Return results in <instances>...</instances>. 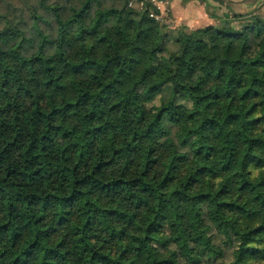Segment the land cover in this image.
I'll use <instances>...</instances> for the list:
<instances>
[{
  "label": "trees",
  "instance_id": "obj_1",
  "mask_svg": "<svg viewBox=\"0 0 264 264\" xmlns=\"http://www.w3.org/2000/svg\"><path fill=\"white\" fill-rule=\"evenodd\" d=\"M161 8L0 0V264H264V16Z\"/></svg>",
  "mask_w": 264,
  "mask_h": 264
},
{
  "label": "crops",
  "instance_id": "obj_2",
  "mask_svg": "<svg viewBox=\"0 0 264 264\" xmlns=\"http://www.w3.org/2000/svg\"><path fill=\"white\" fill-rule=\"evenodd\" d=\"M197 1H202L201 2L202 4L201 3L197 4L198 8L195 5L189 4L187 6V9L190 11L192 8H195V14H194L195 16L193 19L197 20L199 18H204L205 16V18L207 19V22L208 23L211 22L207 26L218 25L220 20L223 19L226 15L233 16V15H245V14L251 13L258 9V5L260 2L258 1L257 4H254L252 0L250 1L248 0H212L222 5L221 7H219L218 5H214L216 6L215 8L213 7L214 9L217 10L216 13H211V15L208 16V14L210 13L209 12V8H210L209 0H197ZM183 3L184 5H186L188 3V0H173L172 5H171V12H172L173 19H176V13L181 8V4ZM224 5L227 7L226 8L222 7ZM234 21H237V20L235 19ZM185 23L190 25L188 22H185ZM235 23L233 24L234 26L240 25L239 20L236 24ZM190 26L192 27L193 25L191 24Z\"/></svg>",
  "mask_w": 264,
  "mask_h": 264
},
{
  "label": "rangeland",
  "instance_id": "obj_3",
  "mask_svg": "<svg viewBox=\"0 0 264 264\" xmlns=\"http://www.w3.org/2000/svg\"><path fill=\"white\" fill-rule=\"evenodd\" d=\"M248 1H250V0H248ZM253 1V3L254 4H257L258 3V1H260L259 2V5H258V9L257 10H255V12H257V13H260L261 15H263L264 16V0H252ZM172 2H173V0H166V2H164L163 4H160L161 5V9L163 10V11H167L166 12V15L169 17V11L171 10L170 8H171V6L169 5V3L172 5ZM202 1H197V0H188V3L186 4V5H184V3L183 4H181V8L177 11V13H176V19H173V18H168L167 19V23L168 24H175V20H176V24L174 25V26H179V25H181V23L183 24V23H185V22H188L190 25L192 24L193 26L192 27H194V28H203V27H207V25L209 24V23H211V22H207V19L205 18V16H204V18H199V19H193L194 18V14H195V8H192L190 11L187 9V6L189 5V4H192V5H195L196 7H197V4H200ZM209 2H210V8H209V14H208V16H210L211 15V13H216V9H214L216 6H214V5H218L219 7H221V5L222 4H218L217 2H215V1H212V0H209ZM215 3V4H214ZM202 4V3H201ZM214 7V8H213ZM222 7H224V8H226L227 6H222ZM198 8V7H197ZM203 12V11H202ZM167 16H166V18H167ZM231 17L232 18V16H230V15H226L223 19H225L226 17ZM222 19V20H223ZM194 20H196V21H194ZM211 21V20H210ZM237 23L238 21H234L233 20V24L234 23ZM220 23V22H219ZM235 23V24H236Z\"/></svg>",
  "mask_w": 264,
  "mask_h": 264
},
{
  "label": "built area",
  "instance_id": "obj_4",
  "mask_svg": "<svg viewBox=\"0 0 264 264\" xmlns=\"http://www.w3.org/2000/svg\"><path fill=\"white\" fill-rule=\"evenodd\" d=\"M152 2L154 3L155 6L161 8L160 4H163L164 2H166V0H152Z\"/></svg>",
  "mask_w": 264,
  "mask_h": 264
}]
</instances>
